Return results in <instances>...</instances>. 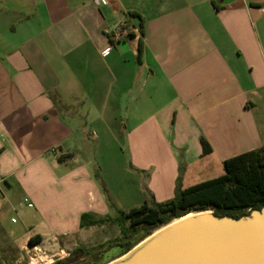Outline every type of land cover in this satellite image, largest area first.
Masks as SVG:
<instances>
[{
  "label": "crops",
  "instance_id": "obj_1",
  "mask_svg": "<svg viewBox=\"0 0 264 264\" xmlns=\"http://www.w3.org/2000/svg\"><path fill=\"white\" fill-rule=\"evenodd\" d=\"M263 147L264 0H0V250L91 233L83 214L171 200Z\"/></svg>",
  "mask_w": 264,
  "mask_h": 264
},
{
  "label": "trees",
  "instance_id": "obj_2",
  "mask_svg": "<svg viewBox=\"0 0 264 264\" xmlns=\"http://www.w3.org/2000/svg\"><path fill=\"white\" fill-rule=\"evenodd\" d=\"M205 153L210 152L204 141ZM225 174L183 190L180 178L173 199L163 203L144 204L117 218L121 228V238L109 244L108 249L118 248L119 253L107 261L99 254L85 264H109L126 255L139 243L159 229L191 213L212 211L219 218L240 219L253 211L264 208V147L250 151L224 162ZM105 218L85 213L81 217V228L96 226ZM126 221L129 226H126ZM42 241L40 236L29 240L31 246Z\"/></svg>",
  "mask_w": 264,
  "mask_h": 264
},
{
  "label": "water",
  "instance_id": "obj_3",
  "mask_svg": "<svg viewBox=\"0 0 264 264\" xmlns=\"http://www.w3.org/2000/svg\"><path fill=\"white\" fill-rule=\"evenodd\" d=\"M189 215L109 264H264V208L238 220Z\"/></svg>",
  "mask_w": 264,
  "mask_h": 264
},
{
  "label": "rangeland",
  "instance_id": "obj_4",
  "mask_svg": "<svg viewBox=\"0 0 264 264\" xmlns=\"http://www.w3.org/2000/svg\"><path fill=\"white\" fill-rule=\"evenodd\" d=\"M102 184L103 181L101 180V187ZM118 190L120 192L122 187H120V189L118 188L117 191ZM174 196L175 193L171 199H173ZM121 199L123 200L122 197ZM166 201L167 200L163 202ZM144 203L148 205L153 204L151 196L147 193L142 195V198L138 204L135 201H130L128 204H123L133 207L134 205L140 206ZM130 209L131 208H125L123 206H119L116 209L111 208L110 216L96 225L95 227L97 229H94L91 233H81L73 236H62L57 237L56 239H50L43 245L38 244V250L36 251L31 249L30 244H27L25 248L20 249H17L16 247H5V249L0 250V264H85L93 260V256L97 254L101 256V260L103 259V261H107L109 258L119 253L118 248H111L104 252L106 249H108L110 243L118 238H121V228L117 218L122 214L128 213ZM27 211L28 210L25 204H21L20 206L16 207V210H9L6 212L3 219L5 223L4 229L7 234L16 229H22V220ZM196 213L197 212L191 213V215ZM12 218H14L15 221H12ZM126 226H129L128 221H126ZM137 246H135V248ZM122 258H124V256L112 262H116Z\"/></svg>",
  "mask_w": 264,
  "mask_h": 264
},
{
  "label": "built area",
  "instance_id": "obj_5",
  "mask_svg": "<svg viewBox=\"0 0 264 264\" xmlns=\"http://www.w3.org/2000/svg\"><path fill=\"white\" fill-rule=\"evenodd\" d=\"M138 34L136 28L129 22H119L116 26L107 32V36L112 43H117L128 37L131 33ZM27 202V200H25ZM28 207H33V204H28ZM31 249L38 250V245L31 246Z\"/></svg>",
  "mask_w": 264,
  "mask_h": 264
},
{
  "label": "bare ground",
  "instance_id": "obj_6",
  "mask_svg": "<svg viewBox=\"0 0 264 264\" xmlns=\"http://www.w3.org/2000/svg\"><path fill=\"white\" fill-rule=\"evenodd\" d=\"M191 216H193V215H189L188 217H186V218H189V217H191ZM161 231V230H160ZM160 231H158V233L160 232Z\"/></svg>",
  "mask_w": 264,
  "mask_h": 264
}]
</instances>
